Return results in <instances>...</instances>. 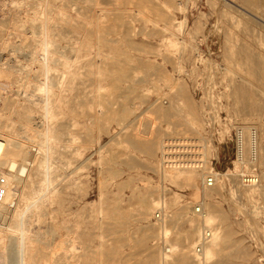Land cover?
Returning a JSON list of instances; mask_svg holds the SVG:
<instances>
[{
  "label": "rangeland",
  "instance_id": "1",
  "mask_svg": "<svg viewBox=\"0 0 264 264\" xmlns=\"http://www.w3.org/2000/svg\"><path fill=\"white\" fill-rule=\"evenodd\" d=\"M33 1L0 0V115L10 118L17 106L33 130L42 129L48 120L39 86L47 82L54 87L52 122L66 131L53 159L56 198L30 219V264H146L150 253L154 264H178V252L164 257L159 227L167 224L174 233L182 220L197 222L200 201L214 204L216 224L228 235L214 264H264V190L247 196L253 187L240 178L262 171L253 167L249 134L264 126V84L241 50L254 45L264 62V23L247 39L244 0ZM43 43L50 63L43 61ZM248 91L261 110L247 111ZM239 127L245 163L237 154ZM179 154L189 164L203 155L204 170H196L193 185L163 172L162 162ZM210 172L231 174V180L208 186ZM241 189L242 197L231 198ZM143 199L149 204L144 219ZM143 232L149 238L140 247ZM237 248L246 255H237Z\"/></svg>",
  "mask_w": 264,
  "mask_h": 264
},
{
  "label": "bare ground",
  "instance_id": "2",
  "mask_svg": "<svg viewBox=\"0 0 264 264\" xmlns=\"http://www.w3.org/2000/svg\"><path fill=\"white\" fill-rule=\"evenodd\" d=\"M225 1L233 3L232 5H234V4H236L235 2L237 0H225ZM225 1H224V3L226 4ZM35 2H36V0H35ZM35 2L33 4H35ZM242 4H243L242 7H245L242 9L246 11V14L247 13L249 14V15L244 14L245 16H247L246 20L248 17H250V18H248V24H247V22L245 24L247 27L244 31L246 35H249V38H247L248 36L245 35L246 38L250 39L251 37H253L251 34L253 31H255L257 26L262 27L260 25L264 23V9H263L264 8V0H253V1L252 0H244ZM228 5L229 4H227V6ZM232 5L230 4V6H228V7L234 8ZM48 10H49L48 13H50L51 12L50 9H48ZM38 18H41V17H38ZM254 20H256V21H254ZM33 21H35V19ZM31 25L32 24H30V26ZM40 28L41 27L39 26L38 29H40ZM256 30L259 31V29H256ZM263 31H264V28H263ZM10 34H11V32H10ZM51 34H53V33H51ZM253 34H254V32H253ZM259 35L256 34L257 37H260ZM263 35H264V33L261 36H263ZM262 38H261V41H262ZM253 39L254 38L251 39V42ZM259 40H258V43H259ZM176 43H177V41H176ZM254 43H255V41H254ZM246 44L248 46H246L245 48L243 46L242 50L240 49L242 51L241 53L244 56H246L243 58L244 59L247 58V61L249 62L248 64H251V67H250L252 69L251 72H254V74H257L259 79L263 82L262 84H264V62L260 61L263 59V58L260 59V55H259L260 51H258L259 49H257V51L259 52L258 53L255 49V51H256L255 52L253 50L254 48L253 49L251 48L254 45L251 46V44H248V42ZM256 45H257V42H256ZM252 50L255 53H258V55L255 56L256 54L254 52H253L254 53L253 54ZM42 51H43V57L44 58L42 57V55H40V56L43 58V61L45 63V61L46 62L49 61L48 57H49L50 53L48 51V43H43V50ZM30 52H32V51L30 50ZM38 52H39V50H38ZM243 52H245V53H243ZM242 54H241V56H242ZM255 57L256 58L259 57L260 60L258 61V58H257V61H256ZM51 61L56 62L55 59H53ZM49 63H50V61H49ZM246 63H244V64L247 66L248 64H246ZM42 64H43V62H42ZM43 65H45V64H43ZM65 65H66V63H65ZM249 66L250 65H248L247 68H249ZM44 67H46V66H44ZM50 70H54V69H50ZM50 70H48V71H50ZM27 73H29V72H27ZM62 75H63V73H62ZM249 75H250V73H249ZM251 76L254 77V75L252 73H251ZM49 77L50 76H48V77L46 76V77H44V79H46L47 81H50L51 78H49ZM53 78L55 79V77H53ZM61 79H62V77H61ZM57 80H59V77ZM247 81H249V80H247ZM250 82H248V83H250ZM59 83H61V82H59ZM252 83H251V85H252ZM56 84H57V81H56L55 85ZM65 85H66V83H65ZM51 88H54V87H51V84L49 85L47 82H43V84H41L39 86V91L42 93V95H41L42 99H41L40 104H42V103L44 104V106H41V107H43V110H44V112H43L44 116L43 117H45L48 120V124L46 126H44L42 129L33 130L31 128L32 125L30 123H28L27 116H24L25 119L21 118L22 112L19 109L16 110V107H17L16 105L19 102V100L15 104L16 107L14 106L15 107V113L13 112L14 114H12L10 112L12 114V116L10 118L9 117L7 118V116L5 118H3L0 115V170H2V172L4 173V176H5L6 181H7V193H6L4 200L2 202H0V219L2 218L1 219L2 221L0 222V245H2L1 250H0V260H2L4 262V264H30V263H32L31 262L32 256L29 253V251H30V244L29 243L33 239L34 235L32 234V231L30 230V227H29L30 226V219L33 218V216H36V217L42 216L45 213L46 205L51 203L53 201V199L56 198V197H54L55 195L52 192L53 191L52 183H53V175H54L53 159H54V155L57 151L56 142H57V140L61 139L62 136L65 135L64 133L66 130L65 131H63V130L66 127L64 128V126L61 123H60V125H62L63 127L62 126L59 127L58 125H55L56 123L54 124L52 122L53 118H54V109L55 108H54V99H51V95H52ZM241 88L242 87L239 86V89H241ZM241 90H239V91H241ZM249 91L247 93L248 96H246V92H245V95L243 94L244 96H246V100L244 98L245 106H246L245 108L247 109L248 112H251V113H252V111L261 110V104H259L260 102L254 101L253 100L254 97L252 98L251 94H249L250 93ZM63 93H64V90H63ZM255 95H253V96H255ZM28 97H29V95H28ZM31 97H34V96L32 95ZM59 99H61V98H59ZM34 103H36V102H34ZM24 107H26V105ZM59 113H60V111H59ZM13 115H14V117H13ZM244 121H245V119H244ZM14 122L18 123V125L21 127V130L24 133L23 135H26L25 138H26L27 142H25L24 140H21L19 138L20 136L18 137V135L16 134L17 128H16ZM19 128L17 130L20 131ZM238 129H239L240 133H244L243 127L242 128L239 127ZM249 135H250V140H249V142H250L249 146L250 147H249V149L251 150V152H253L255 154V155H253L254 159L252 160V163L254 164L253 167L261 168L262 171H261V174L258 173V171L257 172H254L253 170L250 171V172L256 173V175L258 177V182L256 184H252V185L248 186V187H253L252 189L250 188V189H246V191H244V192H246L247 196H251V194L253 192H256V191H260V192L262 191L263 192V190H264V160H263L264 158L261 159L262 155L260 154V152L263 151V157H264V126H263L262 130H260V133H258L257 130L255 131V129H251ZM29 143H30V145L31 144L35 145V146H33V147H36V149L34 150L35 153H34V151H33V153L30 152L31 150H29L30 149ZM165 145H166V143H165ZM244 145H245V140L243 138V140L241 141V146L243 147L242 148L243 152H244ZM30 147H32V146H30ZM164 148L165 147L162 146L163 150H164ZM202 157H203V155H202ZM202 157L200 158V160L190 161L191 164H189L188 163L189 161L187 162V161H184V159H181L182 158L181 154H179V159H176V160H173L172 159L173 157L166 160L165 156H164L165 161L162 162L164 165L163 172L165 173V171L167 170L168 173H166V174L168 176H170L171 178L176 179V180L177 179L181 180L182 177H187V179L189 181L188 184L190 185L192 183V185H193V183H195L193 179H194V174H195L196 170L201 168V167H204V164L200 165V163L202 161L201 160ZM175 158H177V157H175ZM59 159H60V157H59ZM243 163H245L244 159H243ZM3 169H5V172ZM201 169H203V168H201ZM203 170H201V172H202L201 174H203ZM205 170H207V167H205ZM199 175H200V173H199ZM209 175H212L215 177L216 186L217 185L220 186L221 180L224 183L227 181V180H225L226 178H229L231 180V174H228V173H221L220 174V173L210 172ZM55 176H54V178H56ZM237 176H238V180H239L240 175L237 174ZM170 177H168V178H170ZM259 178L262 179V183L260 182ZM204 180H205V176H204L203 181ZM182 181L183 180H181V182ZM188 181L186 180V182H188ZM221 185H223V184H221ZM243 186H245V185H243ZM197 187H198V185H197ZM196 190L198 191V188H196ZM242 194H243V189H241V191H238L237 195H234L233 193H231V195H232L231 198H237V196H241ZM198 195L199 194H197V197H196L197 199L200 196V195L199 196ZM206 197L210 198V196H206ZM159 204H160L159 200L154 201V205H159ZM148 206H149L148 201L146 199H143L141 201L142 219H144L143 217H145V215H147L146 213H147ZM200 206H202L204 210L201 211V213H200L201 218H200V220H197V222L194 220H190V219L182 220L181 228L178 229V231H175L174 233L171 232L170 227L167 224H163L159 227L160 233L166 239V243H167V246L165 247V250H164V257L166 259H167V257L172 256V253L178 252V257H177L178 264H192V260L194 258H196L195 261H197V264H214V262L216 260V256L220 252L223 251L224 246H225L227 239H228V235L223 232L221 227L218 226L219 224L218 225L216 224L217 218H216L215 214H216L217 210H216L214 204L211 201H200ZM242 213L245 214L248 212H246V210H245V213H244V210H243ZM182 218H183V216H182V214H180L179 216H176V218H175L176 220H174V221H179ZM246 218H248V217H246ZM246 220L248 221L249 219H246ZM249 222L252 223L251 219L249 220ZM164 223H165V221H164ZM172 223H173V221H172ZM174 225H176V224H174ZM179 227H180V225H179ZM205 232H209L210 237L203 242L202 253L197 254L196 253L197 244L203 240V235ZM197 237H198V239H196ZM148 238H149V234L143 232L141 237L138 240V244L140 245V247H141V245H144V243L147 241ZM58 243H59V241H58ZM61 246H62V244H61ZM72 247H74V246H72ZM60 248H62V247H60ZM51 250H53V249H51ZM74 251H75V249H74ZM235 252L239 256L246 255V252L243 248H237L235 250ZM42 253H45V252H42ZM45 256H46V254H45ZM70 256H68V257L70 258ZM58 257H60V256H58ZM66 257L67 256L63 257L62 261L65 262ZM191 257L193 259H191ZM155 258H156L155 254L150 253V255H148V258L146 260V264H154L155 260H156ZM71 259L74 260V258H71ZM56 261H57V259H56ZM217 264H233V263L230 262L229 259H225V260L217 262Z\"/></svg>",
  "mask_w": 264,
  "mask_h": 264
},
{
  "label": "built area",
  "instance_id": "3",
  "mask_svg": "<svg viewBox=\"0 0 264 264\" xmlns=\"http://www.w3.org/2000/svg\"><path fill=\"white\" fill-rule=\"evenodd\" d=\"M235 136H236V145H237V154L240 160H243V154L244 152L242 151V146H241V141L244 138V133H240L239 129L235 132ZM252 138V137H251ZM245 140V138H244ZM245 150V147H244ZM251 152V150H250ZM252 155V160L254 159L255 155L253 152H251ZM254 172H256L255 170H253ZM254 172H244L241 174L240 178H241V182L243 184H245L246 186H250L252 184H256L258 182V177L256 175V173ZM206 183L208 184V186H214L215 184V177L212 175H208L206 178ZM7 193V181L6 178L4 176V173L2 172V170H0V202H2L6 196ZM201 208L199 206H197L195 208L196 212L198 214L201 213L202 210H200ZM210 237V233L209 232H205L203 235V240L201 242H199L197 244L196 247V253L197 254H201L202 253V249H203V242L208 239Z\"/></svg>",
  "mask_w": 264,
  "mask_h": 264
}]
</instances>
